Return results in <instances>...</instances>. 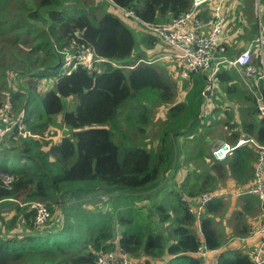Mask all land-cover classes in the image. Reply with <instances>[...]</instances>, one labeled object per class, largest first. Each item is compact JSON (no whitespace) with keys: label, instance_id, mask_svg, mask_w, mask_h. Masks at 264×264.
<instances>
[{"label":"trees","instance_id":"16d2710c","mask_svg":"<svg viewBox=\"0 0 264 264\" xmlns=\"http://www.w3.org/2000/svg\"><path fill=\"white\" fill-rule=\"evenodd\" d=\"M109 1L0 0V112L14 111V118L25 113L21 131L0 143V264H97L99 254L116 248L145 264H205L200 247L224 246L216 221L227 202L207 204L198 221L192 201L224 181L254 182L258 150L253 145L217 161L196 138L218 132L219 139L235 144L246 135L264 146V117L244 70L220 64L207 98L210 73L193 74L186 98L175 102L157 70L145 63V53L138 56L134 31L125 22L166 25L188 12L192 0ZM112 3L122 17L112 12ZM243 3L252 8L251 0ZM249 22L246 46L259 34L258 20ZM222 47L216 56L234 57L232 47ZM83 48L93 49L102 62L94 69L80 64L66 74V54L78 55ZM254 57L252 67L260 74L256 49ZM41 79L48 82L45 92L34 82ZM251 86L255 89L254 81ZM258 89L264 93V80ZM155 101L169 107L167 120L153 134L147 132L153 114L148 105L156 107ZM126 112L135 116L134 138H128ZM58 119L61 131L54 124ZM22 132L31 135L24 138ZM181 161L184 167L201 163L190 168L191 175L200 173L194 177L198 188L189 176L181 188H166ZM3 175L14 178L10 187ZM235 199L243 203L236 212L242 226V215L255 209L257 197ZM36 200L47 205L44 227L35 224V211L18 203ZM143 200L145 208L138 206ZM5 209L12 213L7 221ZM245 225L239 234L248 232ZM217 257L218 264H254L248 245L236 239Z\"/></svg>","mask_w":264,"mask_h":264},{"label":"built area","instance_id":"2783aa9c","mask_svg":"<svg viewBox=\"0 0 264 264\" xmlns=\"http://www.w3.org/2000/svg\"><path fill=\"white\" fill-rule=\"evenodd\" d=\"M231 4L232 0H192L190 10L170 23L162 26L147 25L153 32L157 33L168 47V58L179 64L180 76L183 79H188L191 75L202 71L210 73L209 83L203 91L206 98L212 91L213 83L210 82H213L220 64H227L238 71L244 70V82L255 94L258 111L264 117V93L258 89L260 81L264 80V32L259 30L257 38L239 55L233 58L216 56V51L219 48L220 51H224L221 44L222 37L226 26L233 20ZM202 14L207 15L206 21L202 18ZM254 49L259 53L263 65L260 74H257L252 67L255 58ZM216 58L219 59L216 60ZM100 62L102 59L95 55L93 49L83 48L78 51V55L66 54L63 69L68 74L80 64L89 69H94ZM252 81L255 82V89L251 86ZM10 114L13 113L0 112V143L17 129L21 131V126L25 121L23 113L19 114L17 118L11 117ZM25 133L27 132L21 134ZM245 145H253L258 150L254 182L250 185H238L234 188L219 187L216 191L203 193L194 198L191 209L200 221L205 206L215 200L235 199L247 194L256 196L260 202L259 220L253 224L244 237L236 240L242 245H248L249 254L254 264H264V146L259 145L253 138L242 135L235 144L225 141L216 142L211 148V158L217 161L225 160ZM13 180L12 176H2L3 183L8 187ZM18 203L21 206H27L30 211H35L34 222L36 225L45 226L49 217L45 202L36 200ZM217 253L218 249L208 250L206 246H202L198 251V256L205 260V264H218ZM97 264L145 263L133 259L128 253L116 248L99 254Z\"/></svg>","mask_w":264,"mask_h":264},{"label":"rangeland","instance_id":"374dc122","mask_svg":"<svg viewBox=\"0 0 264 264\" xmlns=\"http://www.w3.org/2000/svg\"><path fill=\"white\" fill-rule=\"evenodd\" d=\"M86 1H87V3L89 5H94L95 4L94 0H86ZM107 1H109V0H107ZM251 5H252V12L253 13H252V16H249V18L251 20L257 19L258 20L259 30H262L264 32V27L261 25V20H262L263 14H264V5H262L260 3V0H251ZM237 18L241 19L243 21V17H240V16L237 15ZM233 21H234V18H233ZM125 22L134 31L135 38H136V43H137V49L140 48V46H142V45H147L152 40V38H155V39L158 38L159 41H161L159 36L155 32H153L149 28V26L147 24L140 23L137 20H134V21L126 20ZM241 26L244 29L243 37L245 38L247 36V33L250 30V27H246V25L244 23H241ZM153 35H154V37H153ZM161 45H163V44L161 43ZM236 45L238 46L239 43H237ZM240 49H242V48L239 47L237 49V51L240 50ZM167 50H168V48H167ZM158 52H161V51H158ZM149 59L152 61V60H154V57H150ZM152 64L156 65V66H160L162 68H170L173 71V69L170 67V65H168V63H165L163 60H160V58H158L155 61H153ZM174 74L176 75V72H174ZM177 77L180 80H187V79H183L179 75H177ZM163 78H165V81L168 80V82H169V80L170 81L172 80L171 76L169 74H167V73H164ZM22 80L27 82V81H29V78L26 77V78H23ZM34 82L35 83L37 82L39 84V90L41 92H45L48 89V82L45 79H41V80L34 81ZM172 86H173V84H172ZM179 89H180V87H179ZM169 92L172 95V89ZM180 94L182 96V99H183V97L186 96L185 95V90L183 88L180 89ZM178 98H179V96H178ZM3 101H4V99L2 101H0V102H3ZM148 107H149V109L151 111L152 110V106L149 105ZM158 107L159 106L154 108L152 115L150 114V117L152 118V123H151L152 126L147 128V132H150V133H153V134L157 133L159 131V128H162L161 126H162L163 123H161L162 122L161 120L165 117L166 108L162 106V107H160L158 109V112H156V108H158ZM127 110H128V112L130 111L129 107H127ZM140 110H141V108L139 109V112H140ZM0 111H3V108H0ZM9 113H14V111H10ZM156 115H159L160 117L159 118L155 117ZM170 115H171L170 117H174L173 114H170ZM126 117H127V119H126ZM133 117L135 119V116L128 115L127 112L124 113L125 125L128 128V131H127L128 138H134L135 137V132L132 130V126L130 125V122H133ZM54 124H55V127L57 128V131H61L62 130V125L60 124L59 119H58V122L54 121ZM222 131H223V129H222ZM174 133L175 132H173V131H169V135L170 136H172ZM29 135H31L30 132H27V133L23 134V136L22 135H20V136L25 138V137H27ZM196 138L199 139V141H200L199 144L204 145L208 149H209V147L211 149L212 146L216 142L221 141V139H219L220 137H219V133L218 132L217 133L216 132H206V131L205 132H200L199 135H196ZM204 140L205 141L207 140V142H205ZM2 158H3V154H2V152H0V161L2 160ZM211 162L212 161H211L210 158L206 159V163H211ZM193 164H195V169L198 168L201 165V163H199V162L191 163V161H189V166L187 167V165H186L184 167L183 166V162L181 161L179 166H178V168H177V170L175 171L177 176L169 178L170 181H168V183L166 185V188L168 190H171L172 189L171 186L173 184L175 185V188L172 189L173 191H174V189L175 190L178 189V188H176L177 186L179 188H181V185L183 184L184 179H185L186 176L190 177V183H192L194 188H198V185L200 184V182L198 180H195L194 177L195 176L198 177L200 173L199 172L198 173L194 172L193 175L190 174V171L194 170V168H192ZM190 168H192V170H190ZM203 168H204V165L202 164L201 169H203ZM167 179L168 178H166L165 182L167 181ZM237 186L238 185L232 184L231 180H229V181H224L222 184L220 183L217 188L218 189H219V187L234 188V187H237ZM156 200L159 201L160 197H158ZM231 201H234V202H231ZM226 202H227L226 206H225L226 210L224 211V215H221V214L218 215V219L216 221L218 231L222 235V242L224 244V246H222L221 248L218 249V253L216 254V257H217V255L219 253L222 252L223 248H225L226 246L230 245V242H231L232 239H237V238L242 237L245 234H247L246 233L247 231L244 234H239V232L241 231L242 226H244L246 224L245 226H249L251 228L253 226L252 224L256 223L258 221L259 215H260L259 208L256 209V210L255 209L252 210L251 213H249V212L244 213L242 215V221L245 220V222L242 224V226H240V224L238 223V220H237L236 212L243 210L242 200L241 199H231V200H227ZM256 203H257V200H256ZM147 204H148L147 200H143V201L139 202L138 206L141 207V208H145L143 206H145ZM94 207L95 206H93V207L87 206V208H89V209H93ZM248 231H249V229H248Z\"/></svg>","mask_w":264,"mask_h":264},{"label":"crops","instance_id":"0c3cea01","mask_svg":"<svg viewBox=\"0 0 264 264\" xmlns=\"http://www.w3.org/2000/svg\"><path fill=\"white\" fill-rule=\"evenodd\" d=\"M243 2H244V0H232L231 11L233 14L234 21L232 20V22L226 26L223 37H222V42H221V44L223 46L226 44L227 46H230L233 48V49L231 48L232 49V55L231 56H234V57L237 56L238 54H240V52L243 51L245 46L247 45V42H248L247 37L248 36H246L245 38L243 37L244 32H242L243 28L241 27V23H244L246 25V27H250L251 22L248 23V19H250L249 16H252V13H253L252 8L249 6V8L246 9L245 8L246 3L244 4ZM246 2H247V6H248V3L250 4V1L246 0ZM111 10H112V12L117 13L122 17V15H123L122 10H120L113 3L111 6ZM244 14H248V15H246L248 19L244 16ZM237 15L240 17H243V21L241 19H238ZM202 18L206 21L208 17H207V15L202 14ZM123 20H124V18H123ZM132 21H134V20H132ZM161 43L163 45H161ZM237 43H239L238 46L236 45ZM239 47H241L242 49L237 51V49ZM158 51H161V52H158ZM144 53H145V55H146L145 57L147 59V62L145 61V63L151 64L157 70L159 76L162 78L167 89H172V94L174 95L175 102L176 101H183L187 96V93L190 89L191 84L187 83L189 81L188 80L189 78L187 80H180L177 77V75L180 76L181 69H180L179 64L177 62L168 58L169 49L167 50L163 41H159L158 39L152 38V40L147 45H142V46H140V48H138V51H137L138 56H142V55H144ZM150 57H154V60L151 61L149 59ZM158 58H160V60H163L165 63H168V65H170V67L173 69V71L176 72V75L174 74V72L170 68H162L160 66L153 65L152 64L153 61H155ZM141 61H143V60H141ZM164 73L169 74L171 76L172 80L171 81L169 80V82H168V80L165 81V78H163ZM171 83L173 84V86ZM179 87H180V89L183 88L185 90L186 96L183 97V99H182V96L180 94ZM178 96H179V98H178ZM154 105H156V107L159 106L158 108H156V112H158V109L162 106L166 108L165 117L161 120V121H165L167 119V112H168L169 104L167 102H162L160 104V101H155ZM152 108L154 110L155 107L152 106ZM155 117L159 118L160 116L156 115ZM3 142H5V140ZM227 200H231V199H226L225 201H227ZM231 202H234V201H231ZM254 205H255V210L259 208V211H260V202H259L258 198H257V203L255 201ZM5 210H7V209H5ZM9 210H11V209H9ZM9 210H7L4 213L6 221L12 215V213H8ZM13 232L15 233V231H13ZM218 256H219V254H218Z\"/></svg>","mask_w":264,"mask_h":264},{"label":"water","instance_id":"95a60500","mask_svg":"<svg viewBox=\"0 0 264 264\" xmlns=\"http://www.w3.org/2000/svg\"><path fill=\"white\" fill-rule=\"evenodd\" d=\"M113 234H114V240H115V237H116V231H113Z\"/></svg>","mask_w":264,"mask_h":264},{"label":"clouds","instance_id":"9594fccd","mask_svg":"<svg viewBox=\"0 0 264 264\" xmlns=\"http://www.w3.org/2000/svg\"><path fill=\"white\" fill-rule=\"evenodd\" d=\"M246 47H247V46H246ZM246 47H245V48H246ZM245 48H244V49H245ZM241 52H242V51H241ZM241 52H240V53H241ZM238 55H239V54H238ZM24 117H25V113H24Z\"/></svg>","mask_w":264,"mask_h":264}]
</instances>
